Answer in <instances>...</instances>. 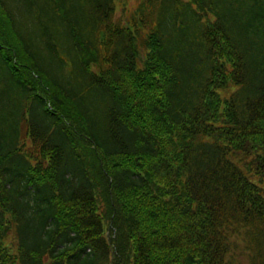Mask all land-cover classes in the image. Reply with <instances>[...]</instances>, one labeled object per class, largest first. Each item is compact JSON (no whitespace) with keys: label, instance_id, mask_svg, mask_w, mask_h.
<instances>
[{"label":"trees","instance_id":"1","mask_svg":"<svg viewBox=\"0 0 264 264\" xmlns=\"http://www.w3.org/2000/svg\"><path fill=\"white\" fill-rule=\"evenodd\" d=\"M116 5L0 0V264H264V0Z\"/></svg>","mask_w":264,"mask_h":264},{"label":"rangeland","instance_id":"2","mask_svg":"<svg viewBox=\"0 0 264 264\" xmlns=\"http://www.w3.org/2000/svg\"><path fill=\"white\" fill-rule=\"evenodd\" d=\"M141 1L142 0H116V4H117L116 5V15H117V17L121 18L124 21H127L132 16V13L134 12V10H136L138 4ZM21 15L22 14L19 13V19L21 20L22 23H25L26 22L25 17L21 16ZM0 36H1V38L4 39V41H8L10 43V45L7 44V46L9 47L8 51H10L11 54H14V55L16 54L15 55L16 58H19L20 60H22L23 64L29 65V59L24 57V55H22V51L20 49V44L17 45L18 40L15 38L14 33L11 30V25L8 22V19L5 16L4 11L1 9V7H0ZM91 67L96 71L100 70L99 64L97 62H92ZM26 70H27V72H29L28 69H26ZM46 85H48V83H46ZM42 87H44V86H42ZM66 106L70 107V103L67 102ZM72 110H73V108L69 109L68 113L70 114V112H72V114H73L74 112ZM74 117L77 118V114L74 115ZM83 136L84 135L76 134L75 140H76L78 146L80 147L79 148L80 152L86 157V159L88 160V162H90V164H93V166H95L94 171H93V175H94L96 184L98 186V183H99L98 180L101 181V183H102L101 190L105 192L104 178H102L100 170H99V168H97V163H96V162H98V154L96 153V151H94L92 146L88 143L86 137L83 138ZM99 163H100V161H99ZM98 167H99V165H98ZM105 194H106V192H105ZM100 199H101V202H103V206L106 207L105 201L107 199H103V198H100ZM243 264H249L248 258L243 259Z\"/></svg>","mask_w":264,"mask_h":264}]
</instances>
